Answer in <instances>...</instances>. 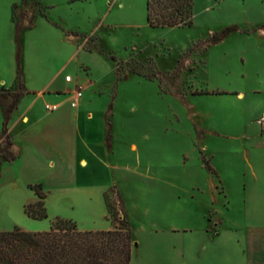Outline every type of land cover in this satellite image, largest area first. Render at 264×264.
<instances>
[{
	"label": "rangeland",
	"instance_id": "obj_1",
	"mask_svg": "<svg viewBox=\"0 0 264 264\" xmlns=\"http://www.w3.org/2000/svg\"><path fill=\"white\" fill-rule=\"evenodd\" d=\"M11 16L23 18L21 60L30 85H40L38 69L43 79L59 68L62 85L65 73L89 81L84 93L94 99L85 108L108 110L107 146L112 124L120 167L137 168L120 173L132 204L141 189L182 195L196 183L208 186L202 157L224 170L241 159L240 134L253 130L264 108V0H194L190 26L156 28L146 22V0H0V31L7 48H17ZM234 88L246 98L223 95ZM189 209L200 233L202 204L173 210ZM132 214L141 218L138 204ZM122 219L118 211L114 222Z\"/></svg>",
	"mask_w": 264,
	"mask_h": 264
},
{
	"label": "crops",
	"instance_id": "obj_2",
	"mask_svg": "<svg viewBox=\"0 0 264 264\" xmlns=\"http://www.w3.org/2000/svg\"><path fill=\"white\" fill-rule=\"evenodd\" d=\"M6 45L0 31V89L14 88L17 81L16 48ZM21 69L25 93L7 124L12 142L10 150L15 158L0 159V230L17 226L44 231L56 217L72 219L83 231L111 229L104 192L115 186L134 238L130 264H264V131L261 127L264 108L252 118L256 124L253 130L248 133L244 128L240 134L245 138L240 160H231L224 170L209 159L214 171L206 170L209 185L203 188L196 183L182 195L161 188L138 190L136 203L142 215L135 219L132 208L137 204L126 197L120 173L128 170L137 174V168L120 167L112 124L107 146L106 108L99 112L85 108L94 99L84 93L89 81L72 75V80L66 81L64 77L70 74L65 73L62 85V81L57 82L61 69L45 70L47 76L43 79L38 69L36 76L42 81L34 87L27 80L22 60ZM78 84L84 86L83 94L78 105L71 107L68 97ZM228 91L231 93L223 95L230 96L231 101L246 98L242 90ZM0 98L9 101V97ZM46 102L57 103V109L47 111ZM2 122L0 108V133ZM129 148L137 151L132 143ZM202 167L206 169L203 164ZM29 184H41L46 194V218L33 219L25 214L24 206L37 199ZM218 184L222 191L218 190ZM217 201L221 207L215 206ZM201 204L202 231L195 234L189 214L192 210L186 215L175 214L173 209H192Z\"/></svg>",
	"mask_w": 264,
	"mask_h": 264
},
{
	"label": "trees",
	"instance_id": "obj_3",
	"mask_svg": "<svg viewBox=\"0 0 264 264\" xmlns=\"http://www.w3.org/2000/svg\"><path fill=\"white\" fill-rule=\"evenodd\" d=\"M193 4L194 0H146V22L152 28L190 26ZM11 18L15 20L13 16ZM22 22L23 18L19 17L14 25L17 81L14 88L0 89L1 97H10L9 102H0L3 115L0 159L7 161L15 158L10 150L12 142L7 132V124L12 110L25 93L21 69L20 35L24 28ZM214 36L213 41L221 37ZM107 113L108 110L106 115ZM106 125L109 128V124ZM201 159L206 170L214 172L208 160L204 157ZM29 188L35 192L37 199L24 206L25 214L33 219L46 218V194L41 184H29ZM104 201L107 218L112 222V228L108 230L83 231L77 228L75 221L62 217H56L50 228L44 231H29L17 226L11 230H0V264H130L134 238L123 201L115 186L106 189ZM118 211L123 214V222L120 224L114 222Z\"/></svg>",
	"mask_w": 264,
	"mask_h": 264
},
{
	"label": "built area",
	"instance_id": "obj_4",
	"mask_svg": "<svg viewBox=\"0 0 264 264\" xmlns=\"http://www.w3.org/2000/svg\"><path fill=\"white\" fill-rule=\"evenodd\" d=\"M66 81H71L72 80V76L71 75H66L65 77ZM83 94V90L81 88V86L77 85L73 91L69 94L68 100H69V105L71 107H76L79 103V100L81 99ZM58 104L57 103H50V102H46L44 104V108L47 111H52L57 109Z\"/></svg>",
	"mask_w": 264,
	"mask_h": 264
}]
</instances>
